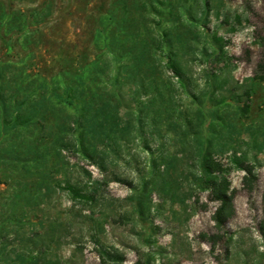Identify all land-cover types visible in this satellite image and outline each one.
<instances>
[{"label":"rangeland","instance_id":"1","mask_svg":"<svg viewBox=\"0 0 264 264\" xmlns=\"http://www.w3.org/2000/svg\"><path fill=\"white\" fill-rule=\"evenodd\" d=\"M263 78L264 0H0V264H264Z\"/></svg>","mask_w":264,"mask_h":264},{"label":"trees","instance_id":"2","mask_svg":"<svg viewBox=\"0 0 264 264\" xmlns=\"http://www.w3.org/2000/svg\"><path fill=\"white\" fill-rule=\"evenodd\" d=\"M223 187H224V184L221 182L219 186L214 189L215 200L220 202V206L216 210V213H215V220L217 224H222L223 217H224V211L226 210L227 205H228V198L224 192Z\"/></svg>","mask_w":264,"mask_h":264}]
</instances>
